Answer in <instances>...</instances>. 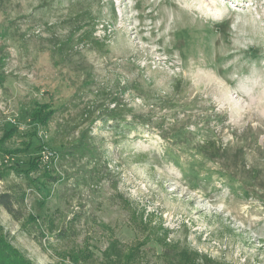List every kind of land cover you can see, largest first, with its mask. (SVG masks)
Returning <instances> with one entry per match:
<instances>
[{
	"label": "rangeland",
	"instance_id": "374dc122",
	"mask_svg": "<svg viewBox=\"0 0 264 264\" xmlns=\"http://www.w3.org/2000/svg\"><path fill=\"white\" fill-rule=\"evenodd\" d=\"M0 55V194L25 192L0 225L24 258L264 264V0H0Z\"/></svg>",
	"mask_w": 264,
	"mask_h": 264
},
{
	"label": "trees",
	"instance_id": "16d2710c",
	"mask_svg": "<svg viewBox=\"0 0 264 264\" xmlns=\"http://www.w3.org/2000/svg\"><path fill=\"white\" fill-rule=\"evenodd\" d=\"M5 61L6 57L5 55H0V88L3 87V84L5 82ZM38 106V107H37ZM37 107L36 109H33L32 113L29 115L31 116V120L35 123L36 126H43L48 123L50 120L53 112L47 111L49 105L48 104H42V105H35ZM45 111V113L43 112ZM107 118L109 120H115L116 119V109L109 110L107 112ZM17 132L16 127L8 130L4 133L2 138H0V153L5 155H13L16 154L14 151H4L2 150V144L8 141L13 137V135ZM211 144V145H210ZM210 148L212 151H216L219 148L215 146V143H206V146L203 145V147ZM32 147V144L26 143V146L24 147V150L27 151ZM38 165V159H34L33 161L29 162V168L27 170H18V168H13L17 175L23 176L27 180H31L29 177L28 170H32L36 168ZM25 200V192L17 191L16 193H9L5 192L0 194V206L6 210V212L12 216L13 218L16 217L17 207L24 203ZM7 234L4 231L3 227L0 225V264H33L24 256L21 255L19 251H16L9 245L8 238L6 237ZM164 258L166 259L168 264H203L202 257L197 253L193 251H189L188 249H178L175 245L170 246L164 250L163 253ZM134 256L129 255L128 262L131 264L132 261L134 262Z\"/></svg>",
	"mask_w": 264,
	"mask_h": 264
}]
</instances>
